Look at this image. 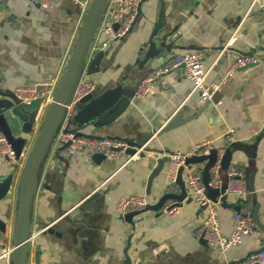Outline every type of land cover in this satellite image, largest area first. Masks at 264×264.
I'll return each mask as SVG.
<instances>
[{
  "label": "crops",
  "instance_id": "0c3cea01",
  "mask_svg": "<svg viewBox=\"0 0 264 264\" xmlns=\"http://www.w3.org/2000/svg\"><path fill=\"white\" fill-rule=\"evenodd\" d=\"M0 0V96L17 100L20 85L61 77L91 0ZM251 0H144L141 14L123 36L112 39L89 57L96 80L94 97L120 88L112 110L103 118L89 113L90 100L78 101L62 129L84 135H110L136 141L150 137L138 155L120 154L97 161L86 149L68 155L56 138L40 168L33 196L28 264H236L264 247V8L250 9ZM106 34L96 32L101 45ZM92 43V44H93ZM179 45L204 51L208 80L221 83L211 99L200 100L193 81L177 68L158 77L137 97L141 60L151 48L173 53ZM226 49L222 52V49ZM101 54L100 56H98ZM241 56L255 59L229 72ZM154 63L152 60L151 65ZM150 65V66H151ZM45 104L29 132L26 149L16 161L0 154V182L11 175V191L0 200V264H13V232L17 193L28 150L36 139ZM178 111L182 122L161 130ZM90 114V115H89ZM232 130L234 139H227ZM212 140L231 151V163L245 174L243 192L228 193L233 206L220 204L221 230L234 228L236 207L254 208L262 227L226 250L195 235L206 210L189 194L185 175L199 173L206 194L220 199L221 185H209L213 161L186 163L188 191L178 210L140 212L130 223L116 209L123 195L146 194L151 203L169 181L168 162L151 177L161 158ZM181 188L178 189V192ZM217 195V196H216Z\"/></svg>",
  "mask_w": 264,
  "mask_h": 264
},
{
  "label": "built area",
  "instance_id": "2783aa9c",
  "mask_svg": "<svg viewBox=\"0 0 264 264\" xmlns=\"http://www.w3.org/2000/svg\"><path fill=\"white\" fill-rule=\"evenodd\" d=\"M141 0H108L106 8L98 24L96 32L106 34L107 38L97 45L93 43L90 47L85 66L73 89L70 101L67 105L69 113L75 104L85 96L92 93L96 86V80L89 71V57H92L94 51L105 47L112 39L125 35L131 28L137 13ZM45 6L53 3L52 0H41ZM264 8V0H251L250 9ZM179 50L169 53L161 52L154 57V63L148 68L141 78L135 95L137 97L145 95L155 85V81L161 75L174 69L180 68L186 77L193 81V91L200 92V100L206 101L211 99L213 94L221 88V83L209 81V68L203 63L204 51L202 49L193 50L186 46L179 45ZM226 46L222 49V52ZM255 59L250 56L238 57L231 65L229 72L234 71L237 67ZM54 80H43L33 85H20L14 90L19 100L29 101L33 98L42 97L43 104L50 101L54 87ZM165 124V123H164ZM232 130L226 134L228 140H233ZM62 147V153L68 155L76 149H86L90 153H101L106 158H115L120 154H128L127 149L131 146L129 139L110 135H84L73 131H67L60 128L55 137ZM144 145L138 148L137 152L129 155V158L138 155ZM213 148H217L215 161L210 168L211 178L209 185H221L222 176L220 169L222 160L226 153L225 147L215 146L212 140H205L195 143L186 150H179L170 153L168 162L167 177L169 181L166 185V192L178 193L179 185L176 182L178 169L186 165L188 157L193 155L209 154ZM0 154L9 161H16L15 150L8 141L6 135L0 130ZM22 154V153H21ZM228 175L227 189L228 193L243 192L245 189V174L241 166L235 163H229L226 169ZM189 194L197 204L206 210V215L200 224L195 228V235L199 239H205L211 246L221 250H226L231 245L242 241L244 235L259 233V226L251 214V208L246 207L236 212L234 217V228L230 233H224L221 230L218 208L221 204L220 199H213L207 196V184L203 181L202 176L195 172H187L185 175ZM182 202V201H181ZM149 203V197L146 194H129L121 196L116 202L117 211L124 216L131 211L143 210ZM179 202L174 198H167L160 210L173 213L178 210ZM264 264V250H257L248 253L240 262L236 264Z\"/></svg>",
  "mask_w": 264,
  "mask_h": 264
},
{
  "label": "water",
  "instance_id": "95a60500",
  "mask_svg": "<svg viewBox=\"0 0 264 264\" xmlns=\"http://www.w3.org/2000/svg\"><path fill=\"white\" fill-rule=\"evenodd\" d=\"M143 1L144 0L140 1L138 13L131 28L133 27L138 15L141 14V3ZM107 2L108 0H91L65 66V70L55 84L51 101L45 103L39 133L34 140L32 147L27 152L17 193V216L13 232L12 248L13 264H28L27 255L30 251L29 240L31 237L30 223L32 219L33 196L38 183V174L49 151L51 143L58 134L66 118L67 105L70 101L73 89L81 75L83 67L85 66L90 47L93 43L94 35L106 8ZM157 54L158 53H155V48L153 47L141 60V63L143 64V68L141 70L142 77L150 67L152 60ZM100 55L101 54L98 56ZM252 65H254V63L249 62L245 65V67ZM119 92L120 88L105 92L98 97H94L93 93L88 94L83 98L85 101L90 100V103L86 107L87 111L95 115H101V118H103V116H105L106 113L114 107ZM42 106H44L42 97L24 101L19 99L12 100L10 98L0 96V130L3 131L8 141L11 143L17 158H19L21 153H23L26 149L28 138L24 135V133L31 131L32 125L37 119ZM181 116L182 111H178L161 127V130H168L176 124L182 122ZM149 137L150 134H145L136 141L129 140L131 146L127 149V153L129 155L135 154L138 148L142 147ZM216 154L217 148H213L209 154L193 155L188 157L186 163L200 162L205 159H211L214 162ZM94 158L99 161L100 159H104L106 157L101 153H95ZM165 161H170V155L167 158L164 157L159 160V163L153 170L151 177L156 175L162 169ZM230 161L231 151L226 150L220 169L224 183L216 192L218 196L223 192L220 200L222 204L229 207L233 206L232 203L227 201L228 192L226 191L228 182L226 169ZM183 168L184 166L179 167L176 178V182L179 185V188H181L180 192L175 193L165 191V193L156 202L149 203L143 210L126 213L124 215L125 219H127L130 223H134V218L140 212L145 210H160L167 198H174L179 202V204H181V201H183L188 194L186 183L182 175ZM11 181L12 177L9 175L4 181L0 182V200L11 191ZM253 197L254 208L251 210V214L258 226L262 227V223H260L257 216L259 203L257 202L256 197ZM236 210L238 212L241 209L240 207H236ZM3 226L4 222L0 219V228H3ZM203 240L206 241L205 239ZM259 250H264V247H261Z\"/></svg>",
  "mask_w": 264,
  "mask_h": 264
},
{
  "label": "bare ground",
  "instance_id": "6f19581e",
  "mask_svg": "<svg viewBox=\"0 0 264 264\" xmlns=\"http://www.w3.org/2000/svg\"><path fill=\"white\" fill-rule=\"evenodd\" d=\"M51 99H52V96H51V98H50V101H51Z\"/></svg>",
  "mask_w": 264,
  "mask_h": 264
}]
</instances>
